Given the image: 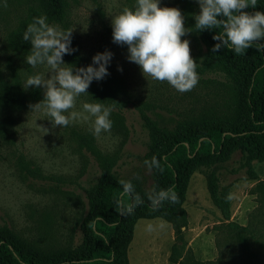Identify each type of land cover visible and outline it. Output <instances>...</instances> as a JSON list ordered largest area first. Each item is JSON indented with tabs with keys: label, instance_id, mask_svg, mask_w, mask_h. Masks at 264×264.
<instances>
[{
	"label": "rangeland",
	"instance_id": "obj_1",
	"mask_svg": "<svg viewBox=\"0 0 264 264\" xmlns=\"http://www.w3.org/2000/svg\"><path fill=\"white\" fill-rule=\"evenodd\" d=\"M34 0H0V68L9 73V63L18 69L24 81L32 75L47 77L46 65L32 68L25 54L12 50L7 36L26 16ZM70 8L59 30H72V38L84 67L97 53L110 51L113 56L104 79L94 80L76 100L71 111L83 113V103H97L92 84H115L127 93L124 108L112 107V128L94 136L91 120L78 119L67 127H52L43 109L30 108L15 113L0 112V119L11 115L14 122L5 136H0V225L7 226L27 240L44 248H62L80 241V223L86 212V190L95 185L100 172L94 158L81 149L72 130L95 138L99 148L116 159L114 171L127 181L153 190L152 172L143 157L148 151L149 134L140 109L161 126H171L181 118L198 115L214 102L215 92L197 84L180 93L167 82L145 77L140 67L127 59V45L112 42L111 20L124 8L134 10L136 0H69ZM160 7L178 8L186 28L190 54L201 65L205 47L199 41L194 15L199 13L196 0H159ZM66 67L78 68L63 57ZM118 68H122L119 71ZM106 106V105H105ZM67 115V113H66ZM84 115H87L84 113ZM24 161L41 176L29 173ZM220 186L231 199V220L240 226H264V162L246 163L240 153L218 167ZM139 177V178H137ZM186 226L177 237L172 225L163 219H142L134 228L129 247L130 264H172L179 261L202 264H264V255L254 261L227 244L224 220L213 204L204 170H197L189 183L186 200ZM153 227L149 232L148 226ZM225 238V239H224Z\"/></svg>",
	"mask_w": 264,
	"mask_h": 264
},
{
	"label": "trees",
	"instance_id": "obj_2",
	"mask_svg": "<svg viewBox=\"0 0 264 264\" xmlns=\"http://www.w3.org/2000/svg\"><path fill=\"white\" fill-rule=\"evenodd\" d=\"M70 8L69 0H34L26 16L9 32L7 43L17 53L28 55L31 45L23 40V33L34 17L45 16L47 23L63 24ZM264 12V0H257L256 9L245 11ZM222 28L196 31L205 47L201 65L197 64L198 83L215 92L214 102L195 116L177 120L171 127L161 126L140 109L145 128L148 130V151L144 161L153 157L160 164L151 168L153 189L174 187L179 203L164 202L153 210L148 192L140 183L130 181L134 195L143 203L133 214L122 216L118 202H133V196L123 192L122 179L114 168L116 159L105 154L95 138L78 130L72 134L81 149H85L98 165L100 177L95 185L86 190V212L80 223V241L77 245L62 248H44L22 237L7 226L0 225V264H130L129 247L136 223L142 219H163L169 222L177 237L182 236L186 226L184 203L190 180L197 170H204L211 200L224 220L227 244L235 245L241 255L254 258L264 255V226L250 224L240 226L231 220L229 190L220 186L218 167L240 153L248 165L264 162V48L258 50L254 43L244 55L222 48L213 52L217 43L213 37ZM72 54H66L70 64L84 67L76 44ZM18 69L9 63V73L0 68V112L15 113L29 108L43 99V89L23 88ZM93 83V82H92ZM92 96L97 103L124 108L128 104L127 93L118 85L92 84ZM13 118L0 119V136L9 133ZM20 164L26 171L41 176L39 170L31 169L24 161ZM152 192V191H151ZM172 264H202L192 258V263L180 262L172 254Z\"/></svg>",
	"mask_w": 264,
	"mask_h": 264
},
{
	"label": "clouds",
	"instance_id": "obj_3",
	"mask_svg": "<svg viewBox=\"0 0 264 264\" xmlns=\"http://www.w3.org/2000/svg\"><path fill=\"white\" fill-rule=\"evenodd\" d=\"M199 13L194 15L195 30H212L220 27L222 33L213 37L217 43L213 52L222 48L232 50L236 55H244L245 50L258 45L264 48V12H248L256 9L257 0H196ZM112 42L127 45L129 62L137 64L145 77L161 83L167 82L180 93L191 91L199 81L197 64L190 54L188 40L181 38L192 30L185 27L184 16L178 8L160 7L159 0H136L134 10L124 8L111 20ZM72 30H59L47 23V17H34L23 33V40L31 45L24 60L27 65L36 68L46 65L47 77L29 76L23 88H42L43 99L30 104L31 112L44 110L52 127H67L72 122L83 119L91 120L90 131L94 136L109 132L112 128L111 106L102 103H83V113L69 111L75 107L79 96L87 93L90 84L104 79L113 54L110 51L97 53L92 63L86 67H66L63 57L76 49L71 47ZM122 71V68H118ZM67 113V115H66ZM86 113L87 115H84ZM146 166L160 169L155 157L145 161ZM139 178V177H137ZM123 192L133 196V202L124 205L118 202V211L122 216L133 214L135 207L143 200L134 195L132 183L121 181ZM231 194L226 198L231 200ZM153 210L164 202L179 203V196L174 187L156 190L148 195ZM153 231L151 225L147 229Z\"/></svg>",
	"mask_w": 264,
	"mask_h": 264
}]
</instances>
